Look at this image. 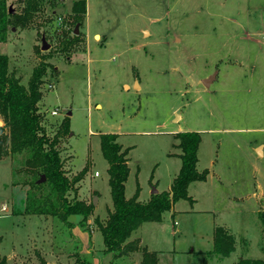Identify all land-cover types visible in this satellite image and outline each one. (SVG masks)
<instances>
[{"label": "rangeland", "instance_id": "1", "mask_svg": "<svg viewBox=\"0 0 264 264\" xmlns=\"http://www.w3.org/2000/svg\"><path fill=\"white\" fill-rule=\"evenodd\" d=\"M75 1L42 0L32 17L9 27L0 51L25 86L35 68L45 69L43 127L58 138L74 182L69 199L91 204L97 197V204L89 217L73 215L67 223L16 215L33 179L25 155L0 158V254L7 264H78V257L93 264H142V252L120 258L104 252L98 223H105L113 203L100 135L116 133L130 148L125 192L132 197L137 183L143 191L152 181L168 186L165 157L181 152L175 134L194 131L202 140L198 170L220 174L224 182L216 175L208 184L196 181L190 189L196 202L176 203L177 226L168 211L163 224L136 237L142 235V247L156 251L162 263L264 259L257 212L264 211V0H85L79 38L73 32ZM7 6L19 16L26 0H8ZM65 119L68 134L60 127ZM179 163L174 158L175 177ZM218 226L237 241L222 262L207 257Z\"/></svg>", "mask_w": 264, "mask_h": 264}, {"label": "trees", "instance_id": "2", "mask_svg": "<svg viewBox=\"0 0 264 264\" xmlns=\"http://www.w3.org/2000/svg\"><path fill=\"white\" fill-rule=\"evenodd\" d=\"M7 2L8 0H0V46L6 41L10 26L17 27L18 22L32 17L33 11L42 6V0H26L24 13L18 16L10 12ZM72 7L75 23L83 25L87 13L85 0L75 1ZM75 30L76 28L73 31L75 37L79 38ZM44 73L45 69L35 68L28 86H25L18 77L9 72L8 56L0 51V115L4 120V126L0 127V158L14 154L25 155L26 172L33 179L32 192L24 209L15 213L16 215L53 216L67 223L73 215L89 217L93 214L95 205L94 202L87 204L82 200L69 199L68 193L74 182L66 175L64 161L57 147L58 138H50L43 127L40 102L43 98L41 86ZM60 127L63 134L70 132L67 119L62 121ZM118 137L116 133L100 135L102 154L109 165V185L113 203L105 223H98L105 245L104 252L113 253V258L142 252V264H160L156 251L142 247L140 239L130 238L145 222H161L165 213L171 211L179 200L194 202L188 191L190 185L196 181H206L209 176L207 169L199 171L197 167L201 134L197 131L175 134V139L178 140L176 148L180 149L179 157L182 160L178 176L173 180L169 192L154 194L145 203L139 200V183L135 194L128 198L126 196V183L130 173V148L120 144ZM84 171L87 172L86 169ZM41 175H44L46 180L39 184ZM41 192V195L37 194ZM258 218L264 236V211L258 212ZM213 242L214 249L207 253L208 258H228L237 244L234 235L222 226L215 228ZM261 251L264 252V239ZM77 263L93 264L90 260L79 257ZM0 264H7V258L1 254ZM235 264H264V259L242 258Z\"/></svg>", "mask_w": 264, "mask_h": 264}, {"label": "crops", "instance_id": "3", "mask_svg": "<svg viewBox=\"0 0 264 264\" xmlns=\"http://www.w3.org/2000/svg\"><path fill=\"white\" fill-rule=\"evenodd\" d=\"M179 154L180 153H178L177 155L176 154H174V156H173V153L172 154H167L166 155V159H167V164H166V168H167V174H168V176H169V183H168V186L167 187H163V189H162V187H160V184L157 182L156 184H154L153 183V181L151 182V186L147 189V191H143V189H141L140 190V196H139V200L142 202V203H145V202H147V201H149L150 199H151V197H152V195H154L153 194V190H152V188H155L156 190H157V192L158 193H162V191H166V192H169L170 191V189H171V185H172V182H173V180L178 176V172H179V170H180V168H181V165H182V160H181V157H179ZM174 158L176 159V160H180V163L178 164V167H177V172H176V177H175V175H174ZM130 162V161H129ZM214 164V160H212L211 161V165H213ZM216 175V178L217 179H219V181L221 182V183H223L224 182V180H222V176L220 175V174H216L215 172H210L209 171V176H208V178H207V180L206 181H201L202 183H204V184H208L209 183V181H210V179H212V176H215ZM194 184V183H193ZM193 184H191L190 185V187H189V193L191 194V191H190V189H191V187H192V185ZM153 185H154V187H153ZM152 187V188H151ZM126 193V192H125ZM127 194V193H126ZM191 196V195H190ZM192 197V196H191ZM128 198V197H127ZM194 201H195V199H194ZM196 202V201H195ZM194 202V203H195ZM194 205V204H193ZM191 210L193 211L194 210V208H193V206H191ZM257 212H260V210H258ZM168 213H170V217H172L173 218V220L175 221L174 222V225L173 226H177V221H176V219L175 218H177V214H178V212H177V209H176V204L172 207V210L171 211H169ZM163 221L164 220H162L161 222H145V224H143L142 226H141V228L140 229H138L137 231H135L133 234H132V237H131V239L133 240V239H140V244L142 245L143 243H144V240H143V237H142V235L140 236V237H136V235L137 234H135V233H138L139 231H141L140 233H142V231H143V229L144 228H146L147 226H153L154 224H159V225H161V224H163ZM213 225V227H212V231H213V229H214V223L212 224ZM178 233V230H176V231H173L172 232V234H174V236L176 235ZM211 238V242H212V247H208V249H211V251H213V249H214V242L212 241V237H210ZM147 248H149V246H147ZM199 251H203V250H199ZM210 251V250H209ZM193 252V254H196L197 253V251L196 250H193L192 251ZM133 254V253H132ZM198 254H202V253H198ZM230 257V256H229ZM132 258V257H131ZM218 260H219V262H222L225 258H223V259H219V258H217ZM160 261V260H159ZM160 264H173L172 262H170V261H167V260H164V262L162 263L161 261H160ZM233 264V263H232Z\"/></svg>", "mask_w": 264, "mask_h": 264}, {"label": "water", "instance_id": "4", "mask_svg": "<svg viewBox=\"0 0 264 264\" xmlns=\"http://www.w3.org/2000/svg\"><path fill=\"white\" fill-rule=\"evenodd\" d=\"M78 30H79V25L76 27V30H75L76 34L78 33ZM43 42H44L43 49H44V50H47V49L49 48V45L45 42L44 39H43ZM211 80H212V76L209 77V79L204 80L203 82H204L205 85H207V84L210 83ZM71 114H72V113L69 112V115H71ZM258 151H260V149H258ZM45 180H46L45 176H44V175H41V178H40V180L38 181V183L41 184V183L44 182ZM152 190H153V191H152L153 194H158V192H157V190H156L155 188H153ZM93 202H94V205L97 204V197L94 198V201H93Z\"/></svg>", "mask_w": 264, "mask_h": 264}, {"label": "built area", "instance_id": "5", "mask_svg": "<svg viewBox=\"0 0 264 264\" xmlns=\"http://www.w3.org/2000/svg\"><path fill=\"white\" fill-rule=\"evenodd\" d=\"M57 114H58V111L57 110L53 112V115L56 116ZM95 174L98 175V172H96Z\"/></svg>", "mask_w": 264, "mask_h": 264}]
</instances>
